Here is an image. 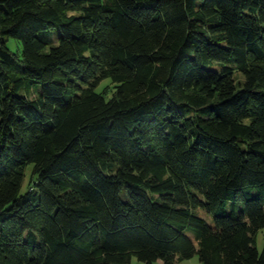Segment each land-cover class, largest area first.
I'll list each match as a JSON object with an SVG mask.
<instances>
[{
	"label": "trees",
	"instance_id": "obj_1",
	"mask_svg": "<svg viewBox=\"0 0 264 264\" xmlns=\"http://www.w3.org/2000/svg\"><path fill=\"white\" fill-rule=\"evenodd\" d=\"M263 229L264 0H0V264H264Z\"/></svg>",
	"mask_w": 264,
	"mask_h": 264
},
{
	"label": "rangeland",
	"instance_id": "obj_2",
	"mask_svg": "<svg viewBox=\"0 0 264 264\" xmlns=\"http://www.w3.org/2000/svg\"><path fill=\"white\" fill-rule=\"evenodd\" d=\"M9 46L10 48L15 51V52H18L19 51V48L21 47L20 44H18L15 40L13 39H10L9 40ZM111 84V81L110 80H106L104 81L100 87L98 88V91L101 92L104 90L105 87L107 86H110ZM112 96V92L109 93V98ZM33 167H29L28 169V176L27 178L25 179V182H24V185H23V190H22V193H26L28 191V188H29V181H30V172L32 171ZM201 216L207 218V220L212 223V219L206 215L204 212H201ZM192 237H194L192 235ZM264 247V229L261 230L259 233H258V236H257V248L259 249V251L261 252L262 249ZM131 264H146L145 262H141L139 261L137 258H133L132 260V263ZM154 264H164V262L162 260H159L157 262H155ZM177 264H202L201 260H200V257L198 255L194 256L192 259L190 260H185L183 262H179Z\"/></svg>",
	"mask_w": 264,
	"mask_h": 264
}]
</instances>
